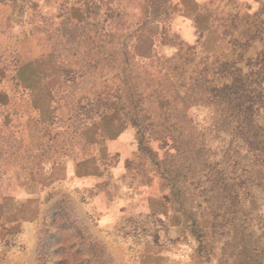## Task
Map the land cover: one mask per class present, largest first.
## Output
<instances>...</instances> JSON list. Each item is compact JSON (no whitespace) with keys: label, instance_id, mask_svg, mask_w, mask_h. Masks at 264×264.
I'll return each instance as SVG.
<instances>
[{"label":"rangeland","instance_id":"374dc122","mask_svg":"<svg viewBox=\"0 0 264 264\" xmlns=\"http://www.w3.org/2000/svg\"><path fill=\"white\" fill-rule=\"evenodd\" d=\"M7 3L0 264H264V0Z\"/></svg>","mask_w":264,"mask_h":264},{"label":"trees","instance_id":"16d2710c","mask_svg":"<svg viewBox=\"0 0 264 264\" xmlns=\"http://www.w3.org/2000/svg\"><path fill=\"white\" fill-rule=\"evenodd\" d=\"M219 92L230 114L232 116H237L233 123L236 129L240 132L245 130L246 134H251V137L254 139L253 142H264V138L262 140H257V135L259 134L255 129V125H252L254 118L253 113L257 107L253 105L254 102L252 100L254 97L251 96V94L256 91L254 89H246L245 87L242 88L237 83V80L233 79L230 83H223Z\"/></svg>","mask_w":264,"mask_h":264},{"label":"crops","instance_id":"0c3cea01","mask_svg":"<svg viewBox=\"0 0 264 264\" xmlns=\"http://www.w3.org/2000/svg\"><path fill=\"white\" fill-rule=\"evenodd\" d=\"M7 2H8V0H0V3H2V4H6ZM9 4L12 6L11 8H13V9H11V12L9 14H6L5 15L4 21H9L11 23V25H12V28L17 29V32L19 33V35L22 34L23 35V38L31 37L30 34H29V31H27L26 33H24V30H23L24 27H22V25H24V23H23L24 20H25L24 16L22 17L20 14H18L19 12H17L16 7H14L13 2H10ZM0 15H1V13H0ZM16 16H17V19H20L19 20L20 21L19 26L16 24L17 22L16 23L13 22V21L16 20L15 19ZM0 31L2 32V29H0ZM18 39H19V37H15L13 39V41L16 42ZM1 49L2 48H1V45H0V52H1ZM2 50H4V49H2ZM14 52H15V56L17 58H21L22 55H23L21 49H19L17 47H16V50ZM24 63H27V62L25 61ZM25 66H27V64H25V65L22 64L21 66L17 67L16 70H15L16 71L15 72V77L17 79L16 85H18L21 88V90H27V91L32 92L33 89L36 86L34 87L33 84H29L28 85V83L26 81H24V67ZM35 72H36V78L39 79L40 72H38L37 70ZM34 85H36V84H34Z\"/></svg>","mask_w":264,"mask_h":264}]
</instances>
